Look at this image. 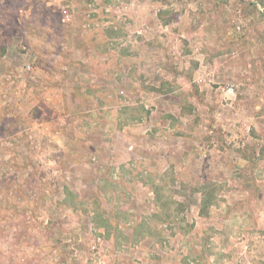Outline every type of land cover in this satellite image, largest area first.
Instances as JSON below:
<instances>
[{
	"label": "rangeland",
	"instance_id": "obj_1",
	"mask_svg": "<svg viewBox=\"0 0 264 264\" xmlns=\"http://www.w3.org/2000/svg\"><path fill=\"white\" fill-rule=\"evenodd\" d=\"M0 264H264V0H0Z\"/></svg>",
	"mask_w": 264,
	"mask_h": 264
},
{
	"label": "built area",
	"instance_id": "obj_2",
	"mask_svg": "<svg viewBox=\"0 0 264 264\" xmlns=\"http://www.w3.org/2000/svg\"><path fill=\"white\" fill-rule=\"evenodd\" d=\"M227 89H228L227 92H229V93H233L234 92L233 86L232 87H228Z\"/></svg>",
	"mask_w": 264,
	"mask_h": 264
}]
</instances>
